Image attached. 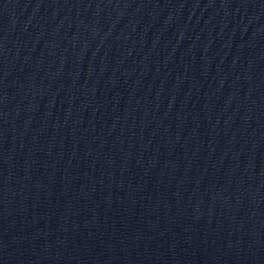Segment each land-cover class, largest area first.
<instances>
[{"label": "water", "instance_id": "water-1", "mask_svg": "<svg viewBox=\"0 0 264 264\" xmlns=\"http://www.w3.org/2000/svg\"><path fill=\"white\" fill-rule=\"evenodd\" d=\"M0 264H264V0H0Z\"/></svg>", "mask_w": 264, "mask_h": 264}]
</instances>
